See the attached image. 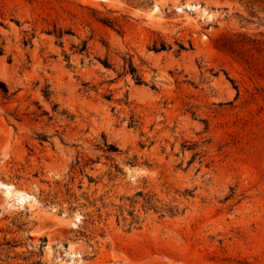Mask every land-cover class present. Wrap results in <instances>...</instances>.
<instances>
[{"label":"rangeland","instance_id":"1","mask_svg":"<svg viewBox=\"0 0 264 264\" xmlns=\"http://www.w3.org/2000/svg\"><path fill=\"white\" fill-rule=\"evenodd\" d=\"M0 264H264V0H0Z\"/></svg>","mask_w":264,"mask_h":264}]
</instances>
